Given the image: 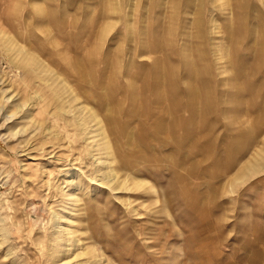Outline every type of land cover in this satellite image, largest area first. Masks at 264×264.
<instances>
[{"label":"rangeland","instance_id":"rangeland-1","mask_svg":"<svg viewBox=\"0 0 264 264\" xmlns=\"http://www.w3.org/2000/svg\"><path fill=\"white\" fill-rule=\"evenodd\" d=\"M261 151L264 0H0V264H264Z\"/></svg>","mask_w":264,"mask_h":264},{"label":"bare ground","instance_id":"bare-ground-1","mask_svg":"<svg viewBox=\"0 0 264 264\" xmlns=\"http://www.w3.org/2000/svg\"><path fill=\"white\" fill-rule=\"evenodd\" d=\"M18 60H20V59H18ZM21 62L28 63L27 57L22 56ZM36 65L37 64H35V66ZM22 67H24V65ZM81 125L83 127H85L87 125L86 121L82 119ZM261 173H264V151H261L259 154H257V157H254L251 161H249L248 163H246L243 166V168L239 172V176L236 178L235 182H238V184H241L244 182V180H247L248 178L253 177V176H257Z\"/></svg>","mask_w":264,"mask_h":264}]
</instances>
